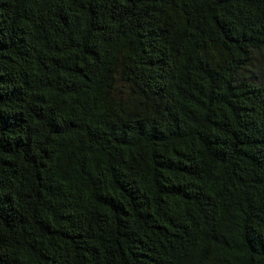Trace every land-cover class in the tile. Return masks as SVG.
Listing matches in <instances>:
<instances>
[{
	"label": "trees",
	"instance_id": "trees-1",
	"mask_svg": "<svg viewBox=\"0 0 264 264\" xmlns=\"http://www.w3.org/2000/svg\"><path fill=\"white\" fill-rule=\"evenodd\" d=\"M264 0H0V264H264Z\"/></svg>",
	"mask_w": 264,
	"mask_h": 264
},
{
	"label": "rangeland",
	"instance_id": "rangeland-1",
	"mask_svg": "<svg viewBox=\"0 0 264 264\" xmlns=\"http://www.w3.org/2000/svg\"><path fill=\"white\" fill-rule=\"evenodd\" d=\"M260 77L264 80V72L260 75Z\"/></svg>",
	"mask_w": 264,
	"mask_h": 264
}]
</instances>
